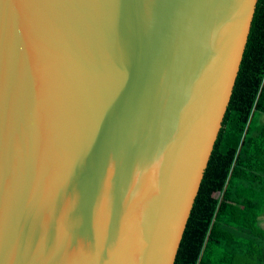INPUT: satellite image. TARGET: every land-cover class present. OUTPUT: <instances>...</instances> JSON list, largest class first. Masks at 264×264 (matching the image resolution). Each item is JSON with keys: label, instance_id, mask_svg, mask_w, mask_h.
I'll list each match as a JSON object with an SVG mask.
<instances>
[{"label": "water", "instance_id": "obj_1", "mask_svg": "<svg viewBox=\"0 0 264 264\" xmlns=\"http://www.w3.org/2000/svg\"><path fill=\"white\" fill-rule=\"evenodd\" d=\"M258 0H0V264H175Z\"/></svg>", "mask_w": 264, "mask_h": 264}, {"label": "trees", "instance_id": "obj_2", "mask_svg": "<svg viewBox=\"0 0 264 264\" xmlns=\"http://www.w3.org/2000/svg\"><path fill=\"white\" fill-rule=\"evenodd\" d=\"M264 0L175 264H264Z\"/></svg>", "mask_w": 264, "mask_h": 264}, {"label": "crops", "instance_id": "obj_3", "mask_svg": "<svg viewBox=\"0 0 264 264\" xmlns=\"http://www.w3.org/2000/svg\"><path fill=\"white\" fill-rule=\"evenodd\" d=\"M263 117H264V115H263ZM259 222H260V225L264 228V215L259 217Z\"/></svg>", "mask_w": 264, "mask_h": 264}, {"label": "rangeland", "instance_id": "obj_4", "mask_svg": "<svg viewBox=\"0 0 264 264\" xmlns=\"http://www.w3.org/2000/svg\"><path fill=\"white\" fill-rule=\"evenodd\" d=\"M264 119V117H262Z\"/></svg>", "mask_w": 264, "mask_h": 264}]
</instances>
